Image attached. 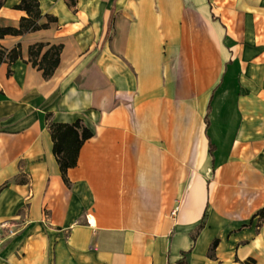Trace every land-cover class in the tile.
<instances>
[{
    "label": "crops",
    "instance_id": "crops-1",
    "mask_svg": "<svg viewBox=\"0 0 264 264\" xmlns=\"http://www.w3.org/2000/svg\"><path fill=\"white\" fill-rule=\"evenodd\" d=\"M36 2L48 27L0 40V264H264V0ZM77 120L62 174L49 124Z\"/></svg>",
    "mask_w": 264,
    "mask_h": 264
},
{
    "label": "trees",
    "instance_id": "trees-1",
    "mask_svg": "<svg viewBox=\"0 0 264 264\" xmlns=\"http://www.w3.org/2000/svg\"><path fill=\"white\" fill-rule=\"evenodd\" d=\"M5 0H0V9ZM15 9L24 11L27 17L20 19L18 28L3 27L0 25V40L7 35L18 36L29 32L45 29L53 18L47 17L46 24H39L40 13L36 0H21ZM44 44H35L29 47V62L42 71L43 77L49 78L59 63L62 46H51L38 60ZM21 57L20 46L10 51L0 45V65L12 64ZM49 132L53 141V154L59 164L62 174L68 168L76 165L77 155L82 144L93 136L81 120L71 124L50 123ZM237 264H254L252 260L239 262Z\"/></svg>",
    "mask_w": 264,
    "mask_h": 264
}]
</instances>
